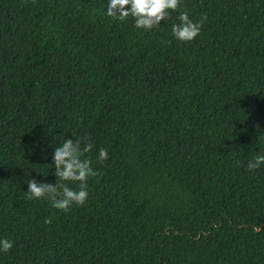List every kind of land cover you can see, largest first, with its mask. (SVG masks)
Masks as SVG:
<instances>
[{
  "label": "trees",
  "instance_id": "trees-1",
  "mask_svg": "<svg viewBox=\"0 0 264 264\" xmlns=\"http://www.w3.org/2000/svg\"><path fill=\"white\" fill-rule=\"evenodd\" d=\"M106 6L0 0V264H264V165L246 167L264 153V0H181L151 31ZM183 11L207 15L189 43ZM85 136L86 203L27 199Z\"/></svg>",
  "mask_w": 264,
  "mask_h": 264
},
{
  "label": "clouds",
  "instance_id": "clouds-1",
  "mask_svg": "<svg viewBox=\"0 0 264 264\" xmlns=\"http://www.w3.org/2000/svg\"><path fill=\"white\" fill-rule=\"evenodd\" d=\"M180 7L181 0H107L106 14L120 22H128L131 18L134 29L151 31L158 28L162 21L169 20L171 14L177 12ZM176 19L178 23L171 26L172 36L179 42L189 43L200 34L207 21V15L204 14L200 20L193 21L187 11H183ZM93 147L87 136L75 140L66 138L54 148L52 165L55 182H40L31 177L25 191L27 199H45L54 209L63 212H69L74 205L83 206L89 195V178L101 175L99 170L92 167L93 161L86 156ZM108 159V149L100 147L96 156L97 162L102 164ZM261 165H264V153L258 152L248 161L246 167L255 171ZM73 184L75 187L71 186ZM51 222L50 217L44 218L45 224ZM12 247V241L0 238V252L7 253Z\"/></svg>",
  "mask_w": 264,
  "mask_h": 264
}]
</instances>
